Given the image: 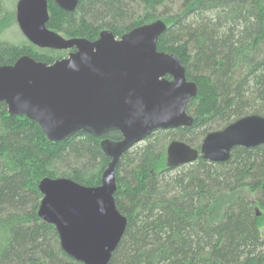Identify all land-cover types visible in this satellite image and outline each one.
I'll list each match as a JSON object with an SVG mask.
<instances>
[{"label":"trees","instance_id":"obj_1","mask_svg":"<svg viewBox=\"0 0 264 264\" xmlns=\"http://www.w3.org/2000/svg\"><path fill=\"white\" fill-rule=\"evenodd\" d=\"M176 1L178 11L157 12ZM47 8L48 29L89 41L105 29L119 37L161 19L157 50L176 55L197 85L186 107L191 126L157 130L120 156L113 198L126 224L106 264H264V144L235 147L225 162L198 157L167 168L165 160L170 140L198 148L209 131L248 114L264 117V0H78L71 11L47 0ZM14 21L0 0V65L21 55L46 63L67 55L25 37L2 38ZM103 137L121 138L76 133L51 143L34 120L8 115L0 102V264H83L37 216L38 184L64 177L99 185L110 161Z\"/></svg>","mask_w":264,"mask_h":264},{"label":"water","instance_id":"obj_2","mask_svg":"<svg viewBox=\"0 0 264 264\" xmlns=\"http://www.w3.org/2000/svg\"><path fill=\"white\" fill-rule=\"evenodd\" d=\"M71 11L78 0H53ZM47 0H17L15 20L22 35L38 48L69 50L51 63L21 55L0 65V102L8 115L34 120L55 143L76 133L103 137L110 159L100 184L85 186L69 178H43L37 216L51 223L61 249L83 264H106L126 224L116 208L114 168L120 156L157 130L191 126L188 102L197 85L185 76L176 55L157 50L165 30L161 19L136 26L119 37L105 29L89 41L65 38L48 29ZM169 77V78H167ZM264 144V117L248 114L204 135L198 148L173 139L165 148L166 167L230 159L233 148Z\"/></svg>","mask_w":264,"mask_h":264},{"label":"rangeland","instance_id":"obj_3","mask_svg":"<svg viewBox=\"0 0 264 264\" xmlns=\"http://www.w3.org/2000/svg\"><path fill=\"white\" fill-rule=\"evenodd\" d=\"M16 2H17V0H7V8L14 9V12H15ZM179 3L180 2L176 1V2H171V3L165 4V5H161V6L157 7V12L163 13V14L171 13L172 11L176 12V11H178ZM2 38L6 39L10 42H13V43H20L21 40L24 38V36L20 32L16 21H14L5 30V32L2 35ZM142 142H140L138 144H141ZM257 212H259V211H257ZM259 231H260L261 236L264 238V223H262L260 225Z\"/></svg>","mask_w":264,"mask_h":264},{"label":"flooded vegetation","instance_id":"obj_4","mask_svg":"<svg viewBox=\"0 0 264 264\" xmlns=\"http://www.w3.org/2000/svg\"><path fill=\"white\" fill-rule=\"evenodd\" d=\"M145 140V139H144ZM144 140H143V142H144ZM140 143V142H139ZM138 144V143H137ZM167 145V144H166Z\"/></svg>","mask_w":264,"mask_h":264}]
</instances>
